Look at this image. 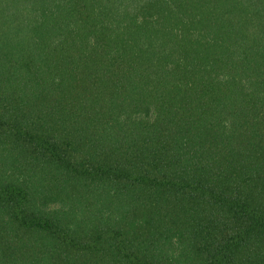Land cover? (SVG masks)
I'll use <instances>...</instances> for the list:
<instances>
[{"label": "trees", "instance_id": "obj_1", "mask_svg": "<svg viewBox=\"0 0 264 264\" xmlns=\"http://www.w3.org/2000/svg\"><path fill=\"white\" fill-rule=\"evenodd\" d=\"M0 264H264V0H0Z\"/></svg>", "mask_w": 264, "mask_h": 264}]
</instances>
